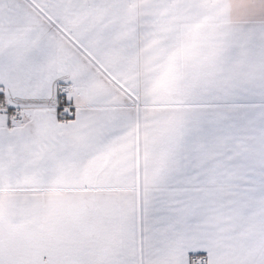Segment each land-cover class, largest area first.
<instances>
[{
	"label": "snow or ice",
	"instance_id": "snow-or-ice-1",
	"mask_svg": "<svg viewBox=\"0 0 264 264\" xmlns=\"http://www.w3.org/2000/svg\"><path fill=\"white\" fill-rule=\"evenodd\" d=\"M0 264H264V0H0Z\"/></svg>",
	"mask_w": 264,
	"mask_h": 264
}]
</instances>
